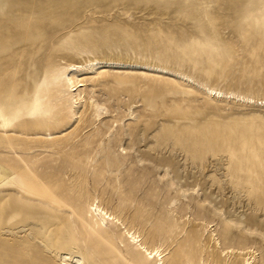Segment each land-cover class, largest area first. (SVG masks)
I'll use <instances>...</instances> for the list:
<instances>
[{
    "label": "rangeland",
    "instance_id": "obj_1",
    "mask_svg": "<svg viewBox=\"0 0 264 264\" xmlns=\"http://www.w3.org/2000/svg\"><path fill=\"white\" fill-rule=\"evenodd\" d=\"M96 61L131 66L81 76L79 108L68 68ZM3 160L63 193L67 226L43 214L40 239L2 211L0 264H74L66 247L83 264H158L127 230L165 264H264V0H0V197L19 174ZM91 204L120 220L100 242ZM70 226L87 247L60 243Z\"/></svg>",
    "mask_w": 264,
    "mask_h": 264
},
{
    "label": "bare ground",
    "instance_id": "obj_2",
    "mask_svg": "<svg viewBox=\"0 0 264 264\" xmlns=\"http://www.w3.org/2000/svg\"><path fill=\"white\" fill-rule=\"evenodd\" d=\"M109 66H116L117 68H123L126 67L129 68L131 65H127V64H122V63H110V62H93L90 65H70L68 68V73H67V83L66 85L72 89L73 94V100L74 103L76 104L77 107H81L84 108L86 107L87 103L85 100V97H83V91L81 90V88L84 86L82 85V81H80V77L83 75H92L94 71H100V69L103 68H107ZM148 69H151L150 67H148ZM211 93H213V91H210ZM45 101L47 99H44ZM88 104L91 105V107L95 110L93 117L94 120L92 122V124L95 123V121L97 120V118L101 117L100 113V109L101 106L98 103H95L93 101V97H89V101ZM79 107V108H80ZM52 109V108H50ZM75 116H78L80 114V112H77V110L75 109L74 111ZM38 117H34L32 115L28 116L27 119L23 120V127H20V131L22 134H25L27 127L25 126V123L28 122L30 124V126H36L37 123H34L35 120H37ZM60 118V117H59ZM55 127L58 128L59 124H55ZM37 128V127H36ZM97 133V132H96ZM95 134V133H94ZM52 134H49V136H51ZM96 136V134H95ZM101 138V135H100ZM14 141V140H13ZM16 141V140H15ZM14 141V142H15ZM21 141V140H18ZM88 142H86L87 145ZM89 144V143H88ZM12 145V143H11ZM47 150V147H43ZM31 148L30 147H26V151L28 152ZM90 152V151H89ZM91 155V153H89ZM88 153L85 154V158L87 160L91 159L90 156H87ZM75 158L78 159H82L81 156H74ZM109 157L105 158L103 157V163L101 165V168L98 169V174H105V169L106 166L109 164ZM23 161H25L24 159H21ZM4 163H14L15 167V171L19 174H15L17 177L14 179H11L9 181V183L11 182V189L8 190V192H6V194L2 197H0V213L2 212V214L5 216L4 222L6 225H19L21 224L23 228H31V230L33 231V234L35 236H37L38 238L41 237V235L39 234V232L36 231V228L38 226V222L41 219L40 216H42L43 214L47 215V214H51L53 216V218H49L50 220L53 219V225L52 227L54 228V226L58 229L61 225H66L67 226V222L65 221L64 217L62 216V214L59 211H62V208L64 207V204H62L65 201V196H63V193L60 191H56V190H51L49 187L48 189H45L44 187H42L41 185L37 184V181H35V177L32 176L31 174H27L26 172H21L22 168L19 165L18 160H3ZM100 162V161H99ZM98 164V163H97ZM114 167H118V166H114ZM79 168V167H77ZM78 170V169H76ZM22 173V174H21ZM38 175L41 179H45V177L49 178V177H53V174H35ZM101 176V175H100ZM0 180L3 182L5 180H8V178L4 179V176L0 175ZM82 181L79 182V185H83L86 182V177L82 176L81 178ZM45 182L49 183L51 181H49L48 179L44 180ZM33 200H39L41 202H43L44 204H37L34 203ZM3 201H7V204L5 207L2 206V202ZM48 204V205H47ZM50 205V206H49ZM90 217L92 219V226L90 228V230L92 231V234L94 236V240L96 242H100L101 240H106L108 237H106L105 235L108 234L107 232V226H106V219L107 217L111 220H116L117 222H120V220H118L117 217L109 214L108 212H106L105 210H103L100 206L95 205V204H91L90 207ZM48 219V220H49ZM47 220V221H48ZM20 226V225H19ZM50 226V225H49ZM65 226V227H66ZM16 227V226H14ZM71 228H68V235L65 233V238H60L59 240L63 241L60 243H63L65 246H72V245H79L77 242H82L84 245V247H87L88 244L79 239L77 236V233L75 232V230L72 228V226H70ZM172 228V226H171ZM56 229V231H57ZM61 230V229H60ZM54 232V231H53ZM64 233V231H63ZM127 235L130 236V238L133 239V242H135L136 244H138L139 248L141 251H144L147 256L150 257V259H158V264H165L164 263V252L162 251V247H157L154 248L152 246H150L148 244V242L143 240H139L140 239V235H137L136 233H131L129 230H127L125 232ZM55 234V232H54ZM57 234V233H56ZM40 235V237H39ZM43 236V234H42ZM62 237V235H60ZM56 237V236H55ZM161 237V233L158 231H155L153 233V238H159ZM58 238V237H56ZM56 238H54L56 240ZM42 239V238H40ZM44 240V239H43ZM56 242V241H55ZM61 245V244H59ZM30 244L29 242L26 244H23V249L28 250L30 248ZM51 247V246H50ZM49 247V245L47 246L48 249H51ZM53 247V246H52ZM184 247L183 245L178 246V250L175 251L173 258L176 261L177 258V263L182 262L183 259L181 258V254L184 251ZM59 248V247H58ZM57 248V249H58ZM73 248V247H72ZM61 250L57 251V254H59L62 258H65V261H72L74 262V264H83L84 263V259L80 258V257H76V256H68V254H65L63 252L68 251L67 247L66 248H60ZM31 251V249L29 250ZM94 258L98 261L100 259V254L93 250L91 253ZM98 258V259H97ZM196 260V257H192V259L190 260L191 262H193V260ZM184 262V261H183ZM182 262V263H183ZM196 264H210L209 262H207L204 258H198L197 261H195ZM94 264H96L95 261H93ZM143 264V263H140ZM244 264H252V258L247 259L245 261Z\"/></svg>",
    "mask_w": 264,
    "mask_h": 264
}]
</instances>
